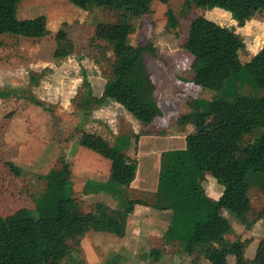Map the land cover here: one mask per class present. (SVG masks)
<instances>
[{
    "label": "rangeland",
    "instance_id": "374dc122",
    "mask_svg": "<svg viewBox=\"0 0 264 264\" xmlns=\"http://www.w3.org/2000/svg\"><path fill=\"white\" fill-rule=\"evenodd\" d=\"M119 3L136 5L143 15L116 30L103 28L116 25V10L22 0L19 18L46 16L49 34H0V221L6 227L0 238L27 250L53 239L59 264H105L112 257L119 264H211L186 252L182 241L206 213L204 203L218 201L224 186L210 173L195 172L169 187L165 167L180 157L210 102L237 101L240 78L221 77L229 52L240 53L264 95V14L246 18L192 0ZM84 71L94 93L110 97L86 121ZM11 89L17 92L3 96ZM29 94L53 111L21 96ZM82 131L106 140L137 170L115 172L108 159L80 145ZM195 184L202 201L193 196ZM176 192L183 193L181 219L170 231ZM250 197L254 221L264 212V194L255 186ZM120 213L127 214L123 237L105 228ZM223 214L234 228L228 238L243 240L246 258L264 255V213L251 229L233 213ZM152 249L160 251L158 259ZM228 261L236 263L232 255Z\"/></svg>",
    "mask_w": 264,
    "mask_h": 264
},
{
    "label": "trees",
    "instance_id": "16d2710c",
    "mask_svg": "<svg viewBox=\"0 0 264 264\" xmlns=\"http://www.w3.org/2000/svg\"><path fill=\"white\" fill-rule=\"evenodd\" d=\"M21 1L0 0V34L11 33L33 38H42L49 34L46 16L19 18L17 12ZM69 1L82 9L95 6L120 12L116 25L109 24L103 28L118 30L122 27H131L133 20L143 15L138 6L120 5L119 0ZM136 1L144 7L147 5V0ZM192 1L202 6L220 4L238 16L246 18L264 14V0ZM107 37L112 38L109 35ZM144 50V47L138 49L139 53ZM234 76L240 78L243 86L237 101L210 102L208 110L198 116L197 131L186 136V146L180 157L168 160L164 175L169 187L182 178H191L195 172L210 173L224 186V192L218 201L204 203L206 213L197 215L190 234L182 241L186 252H196L208 259L211 264H229L228 258L231 255L235 257V264H264V255L258 253L253 259L248 260L243 240L228 238V235L234 232V228L223 214L224 210L233 213L247 229H251L253 222L264 213L260 212L254 221L250 220V214L253 212L251 189L258 186L264 194V95L260 93L262 86L259 77L242 61L237 50L225 56L221 69L223 79ZM83 78L87 90L81 107L86 121L95 109L106 105L110 97L94 93L86 71ZM30 79L35 84L39 83V75L33 74ZM12 92L17 90L11 89L3 96H11ZM21 96L27 97L33 104L49 112L53 111L50 105L33 94ZM78 142L81 146L108 159L115 172L137 170L136 164L123 159L121 151L97 135L82 131ZM65 172L66 176L71 177L70 172ZM195 188L193 196L201 201L202 198L205 199L200 185L195 184ZM182 197V192H176L171 203L170 231L179 226ZM126 216V213H120L117 217L109 218L105 223L106 230L123 237L126 232ZM94 222L98 224L97 220L92 222L93 225ZM5 230V224L0 221V233ZM150 254L158 259L161 253L158 249H152ZM61 259L58 243L53 239H45L27 250L0 238V264H59ZM105 264H119V261L112 257Z\"/></svg>",
    "mask_w": 264,
    "mask_h": 264
}]
</instances>
